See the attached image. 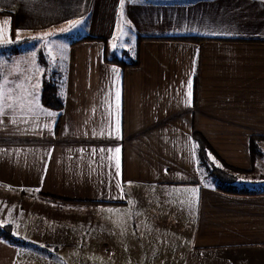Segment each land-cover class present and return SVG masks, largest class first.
<instances>
[{
  "label": "crops",
  "instance_id": "0c3cea01",
  "mask_svg": "<svg viewBox=\"0 0 264 264\" xmlns=\"http://www.w3.org/2000/svg\"><path fill=\"white\" fill-rule=\"evenodd\" d=\"M77 21L60 110L42 104L35 55L25 74L20 53L2 57L0 192L93 218L55 220L50 237L0 220L39 247L0 238V264H264V193L210 185L197 141L220 167H256L264 0H0V43Z\"/></svg>",
  "mask_w": 264,
  "mask_h": 264
},
{
  "label": "rangeland",
  "instance_id": "374dc122",
  "mask_svg": "<svg viewBox=\"0 0 264 264\" xmlns=\"http://www.w3.org/2000/svg\"><path fill=\"white\" fill-rule=\"evenodd\" d=\"M71 24L72 23L69 25H64L61 28L45 30L44 33H28L25 35H19L20 33H18L14 35V38L11 39V46L22 50L20 55H18L15 60H25L27 64V67H21L18 71L25 74L30 69L29 63L33 61L32 57L35 55L38 61L40 60V57L44 61L43 63L39 61L40 66H42L40 69L43 76L44 73H46L48 77H56L58 81L62 80L64 72V57L66 55L68 45L69 43L80 38L83 29V24L79 23L76 28H73L70 31H61L62 29H68ZM48 33L51 35L45 36V34ZM33 37H44V39H33ZM28 50L30 53H28ZM3 53V51H0V75L6 76L12 72L13 62L3 59ZM5 55H9V57L13 56L10 53ZM240 178H246V180L250 181L251 183L252 181L254 183H260L264 178V158H258V162L252 174H250L248 177L241 175ZM20 218H26L27 227L29 226L31 235L34 237H41V233H44V231L45 236L50 237L52 236V233L47 234V231H53V227L51 226L55 220L75 218L88 221L93 218V214L82 211L78 212L71 208H65L61 206L57 207L51 203L41 202L39 199H31L29 197L22 198L18 196L10 197L8 192H0V220L15 221L19 220ZM45 220L51 221L50 227H48L49 224L47 225ZM44 221L47 225L46 228H44ZM11 226L14 231L13 225ZM14 234L16 237L24 239L20 233H15L14 231ZM101 252L104 254L103 251ZM77 264H89V261L88 259H82L78 261Z\"/></svg>",
  "mask_w": 264,
  "mask_h": 264
},
{
  "label": "trees",
  "instance_id": "16d2710c",
  "mask_svg": "<svg viewBox=\"0 0 264 264\" xmlns=\"http://www.w3.org/2000/svg\"><path fill=\"white\" fill-rule=\"evenodd\" d=\"M12 39L14 35L12 34ZM89 39H93L89 37ZM12 43H0V51L4 52L3 54H11L17 55L22 52L19 48H14L11 46ZM109 60L120 63L122 65H137L138 60L132 59L126 50L121 53L116 51L108 54L107 57ZM128 60L132 62H127ZM40 62H44L40 57ZM62 84L61 80H57L56 77H48L46 73L43 76L42 82V92H41V100L42 104L52 110H60L63 107V96H62ZM262 139L254 137L252 139L251 148H252V156L254 159L264 158V150L260 145ZM198 156L200 160V164L204 170V177L208 181L210 185L215 187L216 189L222 190L227 193L239 194V195H257L264 193V178L260 183H252L248 180L241 179L240 176H249L252 174L251 171H243V170H229L224 167H220L216 165L209 156V148L207 144L198 139ZM45 198L58 202H65L62 199H58L56 197H52L49 195H44ZM0 238L17 245H26L32 246L35 248H39L37 245L28 241L26 239H20L16 237L14 234L13 228L10 224H3L0 222Z\"/></svg>",
  "mask_w": 264,
  "mask_h": 264
},
{
  "label": "snow or ice",
  "instance_id": "6c2138e0",
  "mask_svg": "<svg viewBox=\"0 0 264 264\" xmlns=\"http://www.w3.org/2000/svg\"><path fill=\"white\" fill-rule=\"evenodd\" d=\"M79 21H77V22H74V23H72L70 26H69V28L68 29H62L61 31L63 32V31H70L71 29H73V28H76L78 25H79ZM2 32H3V29L2 28H0V34H2ZM48 35H51L50 33H48V34H45V36H48ZM33 39H44V37H33ZM191 87V83L189 82V88ZM117 99L119 98V93L117 92ZM0 114H3L2 112H0ZM101 134H103V133H101ZM117 153L119 152V148H117L116 150H115ZM214 163H215V160L213 161Z\"/></svg>",
  "mask_w": 264,
  "mask_h": 264
}]
</instances>
